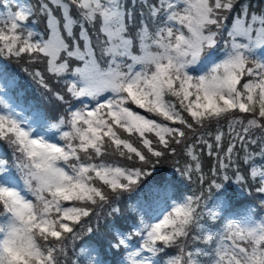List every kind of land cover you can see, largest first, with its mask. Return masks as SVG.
<instances>
[{
  "label": "snow or ice",
  "instance_id": "snow-or-ice-1",
  "mask_svg": "<svg viewBox=\"0 0 264 264\" xmlns=\"http://www.w3.org/2000/svg\"><path fill=\"white\" fill-rule=\"evenodd\" d=\"M37 7L44 33L30 26ZM255 7L250 0H133L132 7L0 0V61L42 64L63 86L53 92L40 70L30 72L60 102L56 115L0 96V143L10 152L0 156V264H80L69 261V247L94 232L105 208L119 212L114 204L182 144L190 160L177 171L189 183L196 175L199 190L177 195L154 182L151 202L130 204L138 222L128 230L113 224L106 250L117 264H264V215L230 211L222 197L209 206L204 189L250 179L264 194V9ZM198 145L215 157L210 177ZM79 255L105 264L95 247L81 246Z\"/></svg>",
  "mask_w": 264,
  "mask_h": 264
},
{
  "label": "trees",
  "instance_id": "trees-1",
  "mask_svg": "<svg viewBox=\"0 0 264 264\" xmlns=\"http://www.w3.org/2000/svg\"><path fill=\"white\" fill-rule=\"evenodd\" d=\"M18 3H31L33 5L39 4V0H17ZM249 2V0H245ZM254 4L255 11H260L264 9V0H250ZM125 3L132 7L133 0H125ZM141 9L135 7L134 14L139 20ZM55 14L60 18L59 10H56ZM34 25L30 21V26H33L36 31L44 33L46 31V17L39 13L38 7L36 10V15L32 18ZM231 17L229 18L230 23ZM74 31L78 32V26L74 28ZM134 34V29H133ZM93 43H95V37H93ZM74 66L78 62H73ZM27 69V71H26ZM35 70H40L44 75V79L48 84V87L53 90V92L61 91L62 84H58L55 79L51 78L49 74L45 71V66L42 64L29 65L24 60L17 63L15 61L2 60L0 61V92L4 91L7 100L10 103H18L22 106L27 107L29 111L39 110L48 115H56L59 111V101L56 100L52 92H49L43 85H41L36 79L30 75V72ZM12 81V86L8 85V81ZM29 112H26V115ZM213 134H215L216 129L213 127ZM223 138L222 147L227 148L230 138L228 136L227 124L223 125ZM256 136H259V132H255ZM205 138L209 139L210 142H214V136L208 137L205 134ZM239 149V142H237ZM255 149L256 146H252ZM197 154L200 157L202 164V169L206 177L211 176V169L215 163V157H210L208 155V150L206 147L197 146ZM235 154V153H234ZM7 155L10 157V152H7L6 145L0 143V156ZM239 155L242 157L243 152L241 151ZM190 160L186 155L185 145H179L178 151L175 155L168 154L161 158L159 164L156 165L155 171L151 177L146 178L141 181L140 185L132 193H125L119 201L114 204V207L119 208V212L113 215H108L109 209H104V214L101 216L99 225L97 226L95 220H93L92 227L94 232L90 235H85L81 241L76 242L75 246H70L68 249L69 261L79 260L80 264H85L83 258L79 255V249L81 246L95 247L99 253L100 258L104 260L105 264H117V256L111 250H106V240L111 239L110 228L113 224L122 230L131 229L133 221L138 222V217L136 213L132 212L130 204H136L138 200H143L145 202H151L155 197V193L150 191V186L154 182H158L163 185L166 182L173 186L174 191L177 195H186L192 191H198L200 185L196 182V175L193 176V182L189 183L186 178L181 177L177 169H182L186 163ZM240 170L242 173L247 172V166L243 164V160H240ZM235 169H230L227 173L232 179H235L233 172ZM231 171V172H230ZM222 182V177L219 178ZM225 186L221 191L212 189L211 192L207 191L208 185H204L205 194L208 196L209 206H212L221 197L224 198L230 205V211L239 212L245 209H252L254 214L257 216L264 215V209H261V201L264 200V194L257 192L256 185L252 183L249 179L246 184H238L235 182H224ZM252 199L254 200H246ZM245 201V205L241 208L231 206L232 204ZM256 210H260L257 213ZM212 223V222H210ZM222 223V222H221ZM98 229V230H97ZM215 230V229H214ZM133 243H139L138 237H133ZM197 246H203L201 242H196ZM172 254V253H170Z\"/></svg>",
  "mask_w": 264,
  "mask_h": 264
},
{
  "label": "rangeland",
  "instance_id": "rangeland-1",
  "mask_svg": "<svg viewBox=\"0 0 264 264\" xmlns=\"http://www.w3.org/2000/svg\"><path fill=\"white\" fill-rule=\"evenodd\" d=\"M46 25H47V22H46ZM131 27V26H130ZM6 94V93H5ZM5 94H4V91H1L0 92V96H2L5 100H7V97L5 96ZM8 101V100H7ZM24 108H26V107H24ZM177 147V151H178V147L179 146H176ZM231 172V171H230ZM233 181L235 180V179H232Z\"/></svg>",
  "mask_w": 264,
  "mask_h": 264
}]
</instances>
